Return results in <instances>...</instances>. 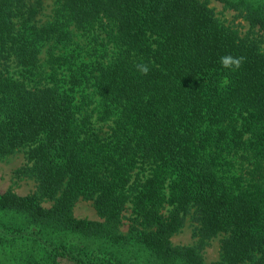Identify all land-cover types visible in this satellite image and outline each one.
I'll use <instances>...</instances> for the list:
<instances>
[{
	"label": "trees",
	"instance_id": "trees-1",
	"mask_svg": "<svg viewBox=\"0 0 264 264\" xmlns=\"http://www.w3.org/2000/svg\"><path fill=\"white\" fill-rule=\"evenodd\" d=\"M215 1L247 29L201 0H56L44 23L0 0V161L36 183L0 194V246L43 254L22 264H207L216 237L209 264H264V0Z\"/></svg>",
	"mask_w": 264,
	"mask_h": 264
},
{
	"label": "rangeland",
	"instance_id": "rangeland-1",
	"mask_svg": "<svg viewBox=\"0 0 264 264\" xmlns=\"http://www.w3.org/2000/svg\"><path fill=\"white\" fill-rule=\"evenodd\" d=\"M55 1L43 0V10L39 16L42 23L46 22L52 16ZM201 1L207 3L222 21L226 23L235 21V25L242 26L243 31L247 29L246 23L235 19L234 12L225 9L221 3L215 0ZM25 162L26 160L22 153L9 156L0 161V194L11 190L18 195L24 196L35 191L36 183L32 179L24 175H19L18 173L19 169L25 165ZM49 205L50 203H44V206ZM73 214L77 218L99 220L92 202L89 201L79 200L74 206ZM126 226L127 224H124L122 231H125ZM219 239V237L213 238L204 249V259L207 264L218 261L220 258ZM194 241L193 225L191 222H187L181 231L171 238V243L175 246H190ZM32 250V243L27 245L24 242H17L13 246H0V264H22L24 256L27 257L29 253L34 255V260L36 261L43 256L39 250H36V252Z\"/></svg>",
	"mask_w": 264,
	"mask_h": 264
},
{
	"label": "clouds",
	"instance_id": "clouds-1",
	"mask_svg": "<svg viewBox=\"0 0 264 264\" xmlns=\"http://www.w3.org/2000/svg\"><path fill=\"white\" fill-rule=\"evenodd\" d=\"M243 62L244 57L242 56L225 55L220 57V64L222 67L230 71L239 70ZM136 69L142 75H146L149 72L148 65L144 63L137 64Z\"/></svg>",
	"mask_w": 264,
	"mask_h": 264
}]
</instances>
